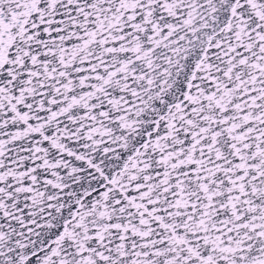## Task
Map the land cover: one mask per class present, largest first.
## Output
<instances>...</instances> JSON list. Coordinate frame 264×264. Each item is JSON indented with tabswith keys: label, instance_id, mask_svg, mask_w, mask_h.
Masks as SVG:
<instances>
[{
	"label": "snow or ice",
	"instance_id": "1",
	"mask_svg": "<svg viewBox=\"0 0 264 264\" xmlns=\"http://www.w3.org/2000/svg\"><path fill=\"white\" fill-rule=\"evenodd\" d=\"M0 264H264V0H0Z\"/></svg>",
	"mask_w": 264,
	"mask_h": 264
}]
</instances>
